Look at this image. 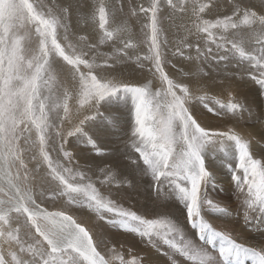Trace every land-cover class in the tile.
I'll list each match as a JSON object with an SVG mask.
<instances>
[{
    "label": "snow or ice",
    "instance_id": "obj_1",
    "mask_svg": "<svg viewBox=\"0 0 264 264\" xmlns=\"http://www.w3.org/2000/svg\"><path fill=\"white\" fill-rule=\"evenodd\" d=\"M163 3L173 15L191 16L186 36L172 53L193 62L196 69L183 72L189 77L184 82L175 81L165 70L163 48L168 40L161 39L162 0L131 10L132 15L146 17L140 41L146 52L135 56H129L128 49L138 45L126 24L113 27L117 9L106 0H96L88 6L91 11L80 16L98 29L94 42L83 36L73 38L70 18L83 8L81 4L0 0V264H153L150 256L131 254V249V258L126 259L124 252L67 211L43 207L33 186V171L41 169L55 185L51 199L66 197L70 205L95 214L104 225L139 238L148 251L166 257L165 264H180L179 258L190 264H264V247L238 242L231 233L213 227L204 215L205 210L228 214L227 208L207 195L208 185L215 182L208 157L218 152L231 157L228 167L244 220L259 217L264 222V159L255 158L251 142L236 131H219L207 122L209 116L239 115L245 105L235 97L223 102L204 87L200 94L192 90L200 83L196 77H209L198 61L214 64L218 74L231 72L224 80L246 73L264 89V0H259L258 8L234 0L231 15L215 20L204 19L214 0ZM188 36L195 37V42H186ZM117 41L120 47L113 55L101 58L100 45ZM125 60L147 67L152 79L132 83L121 78L116 65ZM233 61L235 67L230 68ZM153 80L159 81L155 91ZM217 87L223 88L224 81ZM117 99L131 105L126 122L107 108ZM194 101L202 106L199 116L193 114ZM98 119L102 120L99 125ZM118 132L126 136L123 149L113 150L127 157L122 180L117 179L100 142L101 136ZM76 152H92L93 157L82 158L103 161L105 167L96 166L104 176L101 184L114 183L119 189L122 183L131 186L127 176L150 177L158 200L182 205L184 225L170 214L150 219L106 198L80 169ZM28 160L35 161L34 169ZM185 227L200 243L186 239Z\"/></svg>",
    "mask_w": 264,
    "mask_h": 264
},
{
    "label": "rangeland",
    "instance_id": "obj_2",
    "mask_svg": "<svg viewBox=\"0 0 264 264\" xmlns=\"http://www.w3.org/2000/svg\"><path fill=\"white\" fill-rule=\"evenodd\" d=\"M56 1L57 0H51V2L57 4ZM45 2L48 3L49 0H45ZM113 2H115L118 6L123 5V9L122 11H120L119 17L124 11V15L128 19L129 23H131V25L133 24V26L136 27V30L139 32L138 34H136L138 43H134L135 37L131 36V39L134 44L138 45V47L142 46V49L144 48L143 52L141 53L140 51L138 54H144L146 52V47L143 44H140V41L143 38L142 27L146 22V17H144L142 14L132 15L129 13H131L132 9L138 10V6L141 4L147 6L150 3V0H108V5H111ZM202 2H206V0H202ZM233 2L234 0H214V4H220V6L218 7H221V9H223L225 12L215 15L212 18L209 16V12H206L204 14V19L215 20L219 17L231 15ZM79 4L83 5V8L80 9L83 13H85L91 11L88 6L95 5L96 0H80ZM61 5H63V3ZM251 5H256L258 8L259 0H242V6ZM161 19L163 22L162 27L164 29V32L162 33L163 37H161V39L166 37L168 40V44L163 48L166 54L165 70L168 72V74L169 70L175 71V75H170V77L175 81H178L179 78H183V70L187 72L189 71L190 67H192L193 71L196 70L195 67H193V62H189L179 56L171 54L173 53L174 47L178 44V42L180 40H183L186 36V34L174 35L175 31L179 27H182L184 31L185 27H190L191 16L190 13H186L184 15H180L178 13L174 15L171 14V10L167 8L166 4H164L162 0ZM82 25L86 26V23L83 20ZM72 28L80 27L73 26ZM245 32H247V30H245ZM76 33V37H87L88 41L90 42V35L87 31L83 29H76ZM227 35L229 36V38H233L232 33H228ZM171 37H173L174 41V44L172 46H170L169 42ZM93 38L96 40L98 39V29H96V34ZM195 40V37L188 36L186 42L191 43L192 41V43H194ZM199 42L203 47V37L200 38ZM119 47L120 44L118 43V41L116 43L108 42L104 45H100L99 51L103 50V53H101V55L103 57H106L107 54L115 51V49ZM138 47L134 49L140 50ZM187 54H189V52H187L186 55ZM191 54L195 55V51L191 50ZM127 61L129 60H125L124 63H126ZM130 61L131 63H135L133 60ZM195 63L199 64V66L203 68V71L205 72L204 62L198 61ZM174 65L175 67H173ZM206 65H208V67H210L211 65V67H213L216 71V73L212 74V78H208L211 81V85L218 86L223 80L224 87H216L218 90L213 89L215 91L214 92L213 90H211V88H209V86H203L204 84L202 83H205V79L203 77H196L195 79L200 81V83H196L192 86L194 87L193 91L197 94H200L199 89L201 87H204V90L207 91L210 96H215L223 102H228L232 97H235L237 101L245 105V110L239 115L234 116L231 113H224L219 116H209L208 123L212 124L215 129L219 131H228L229 129L236 131L239 135H241L242 138L247 139L251 142L254 157L258 159H264V89H260L257 84H255L248 78L246 73L242 75L237 74L235 79L229 78L227 80H224L225 75L231 77L232 73L227 72L218 74V70L214 64L207 62ZM234 67L235 62L233 61L230 64V68ZM131 71V73L127 74L126 78H123L128 82L145 83L147 82L146 78L148 79L150 77L149 79H152V73L149 72L146 67L141 70V68L136 66L132 68ZM187 80L188 77L186 78V81ZM153 86V90H157L159 87V81L153 80ZM122 101L126 100H114L115 108L114 110H112V113L119 117L121 121L126 122L129 120V111L131 105L129 103L126 109H121L120 106ZM193 104H196L197 107L193 114L196 116L201 115L199 109L202 106H200L195 101L193 102ZM108 107L111 108L109 104ZM115 109L117 110L115 111ZM103 112L104 109L102 108V113ZM103 114L105 116L108 115L107 112H104ZM101 123L102 120L98 119L96 121L97 125ZM124 140H126V136L123 132L100 137V142H102L107 149V158L111 160L114 170L118 173V180H122L125 178L124 176H121L120 173H127V169L124 167L127 161V157L123 156L121 153H116L113 150L116 148L123 149ZM74 155L79 161L80 169L87 172V174L95 182L96 187L106 198L114 199L118 204L123 205L125 208H130L133 211H137L138 214L146 215V217L150 219L157 218L159 214H170L172 218H178L182 226L184 225L185 218L181 212L182 205H180L179 202L175 200H158L156 198V193L152 188L150 177L143 176L139 173L127 176V179L132 180L131 186L122 183L120 188L117 189L114 183L101 184L104 176L96 166L99 165L100 167H105L102 160H86L82 158L85 156L91 158L94 156V153L76 152L74 153ZM230 159V156L226 157L225 155H222L218 152L208 157L209 163L212 169L215 171V182L208 185L207 195L221 207L227 208L228 214L223 215L213 211L205 210V218L217 230L231 233L233 237L238 240V242L245 243L248 246L262 248L264 247V222H261L259 217H257L255 220H252L251 222H246L244 220L241 201L240 199H238V192L234 182L231 180V173L228 167ZM27 162L29 164V168L34 169L35 161L28 160ZM72 166L75 168L76 164H73ZM89 169H91V171H89ZM43 172V169H41L39 173L33 171V176L35 177V179L33 180L34 190L36 192L38 202L42 203L43 207L48 208L49 211H67L69 214L73 215L74 218L78 220V222H83L85 226L89 227L94 233L103 235L105 239L110 241V243L117 248L118 251L124 252L126 259L131 258L128 252V249H131V254L139 253L142 256H150L153 264H165L166 257L158 253L156 250L148 251V246L144 242L140 241L139 238H133L131 234L127 233L122 234L118 230L104 225L103 222L95 216V214L89 213L86 209H80L73 205H70L67 202L66 197H57L55 200L51 199V189L55 188V185L44 178ZM184 232L187 240H192L196 243H200L198 241V238L194 236L193 231L190 230V228L185 227ZM258 243L262 244L261 247L256 246V244ZM166 250V248L161 249V251ZM209 250H211L210 246ZM213 255H215L214 252ZM179 259L180 264H190V262L186 261L184 258ZM247 264H251V261H248Z\"/></svg>",
    "mask_w": 264,
    "mask_h": 264
},
{
    "label": "bare ground",
    "instance_id": "obj_3",
    "mask_svg": "<svg viewBox=\"0 0 264 264\" xmlns=\"http://www.w3.org/2000/svg\"><path fill=\"white\" fill-rule=\"evenodd\" d=\"M48 1V0H47ZM54 1V0H53ZM57 2V4H59V5H61L62 3H64L65 2V0H57L56 1ZM79 2H80V0H72V3H73V5H76V4H79ZM91 2H93V1H91ZM107 3H108V0H107ZM109 6H110V8H113V9H117V11H116V16H115V20H114V22H113V27H115V26H117L118 24H121V23H123V24H126V26H127V28H128V33H130L131 34V36H133V37H135V41H134V43H138V40H137V36H136V34H138L139 32L136 30V27H134L133 26V24L131 25V23H129V21H128V19L125 17V15H124V11L121 13V16L119 17V14H120V11L121 10H119V6L115 3V2H113L111 5L109 4ZM218 6H220V4H214V7L210 10V11H208L209 12V16L212 18V17H214L215 15H218V14H222V12H225L223 9H221V7H218ZM85 13H83L82 11H81V9L80 8H78L74 13H73V15L71 16V18H70V25H71V32H72V34H73V38H77L75 35L77 34L76 33V29H83V30H85V31H87L88 33H89V35H90V42H94L96 39H94L93 37L95 36V34H96V26L95 25H92V24H90V23H86V26H83L82 25V20L80 19V16L81 15H84ZM129 14H132V13H129ZM168 20V19H167ZM162 24H163V22H162ZM185 24V23H184ZM73 26H75V27H80V28H72ZM128 33H126L125 34V38H127V36H128ZM186 33H185V31L182 29V27H179L176 31H175V34L174 35H185ZM217 35H219V32L217 33ZM163 37V36H162ZM177 37V36H176ZM175 39V38H174ZM190 41V40H189ZM169 42H170V46H172L173 44H174V41H173V37H171V39L169 40ZM119 43V42H118ZM191 43H192V41H191ZM104 45V44H103ZM137 48V47H136ZM140 50H138V49H134V48H132V49H128V54H129V56H135V55H137L140 51H141V53L143 52V50H144V48L142 49V46L141 47H138ZM138 50V51H137ZM170 50V49H169ZM100 53H103V50L102 51H99ZM185 52L187 53V52H189L188 50H185ZM113 53H114V51H112V52H110L109 54H107L106 55V57L107 56H111V55H113ZM172 54V53H171ZM101 58H103V56L101 55ZM204 64H205V72L206 73H209V77L208 78H212V74H214V73H216V71H215V69L213 68V67H211V65H210V67H208V65H206L207 64V62H204ZM137 65L135 64V63H131V61L129 60V61H127L126 63H124V62H122V63H119V64H117L116 65V68H117V72H118V74H120L121 75V78H126L127 77V74L128 73H131L132 71H131V69L132 68H134V67H136ZM147 68V67H146ZM138 69V68H137ZM144 69V68H143ZM210 69H211V71H210ZM142 70V69H141ZM140 71V70H139ZM135 72V71H134ZM183 72H186V71H182V75H183ZM141 73V72H140ZM147 73H149V72H147ZM136 75V74H135ZM143 75V74H142ZM147 75V74H146ZM169 75H171V76H174L175 75V71H171V70H169ZM129 76V75H128ZM144 76V75H143ZM137 77V76H136ZM140 77V76H139ZM150 78V77H149ZM148 78V79H149ZM186 78L187 77H185L184 75H183V78H179V80L177 81V82H182V81H186ZM208 78H204L205 79V83H202V84H204L203 86L204 87H207V86H210L209 88H211V90H218L216 87V85H214V86H212L211 85V81L208 79ZM147 78H146V80H148ZM188 79H189V77H188ZM208 79V80H207ZM193 88L194 87H192V90H193ZM208 88V89H209ZM213 90V91H214ZM215 92V91H214ZM129 104V102L128 101H122L121 102V109H126V107H128L127 105ZM109 106L111 107V108H109L108 107V105H107V108H109V109H111V111L112 110H114V108H115V105H114V101H112L111 102V105L109 104ZM196 109H197V107H196ZM117 109H115V111H116ZM101 111H102V109H101ZM197 112H198V110H197ZM99 120H101V119H99ZM207 122H209V120L207 119ZM261 245L262 244H260V243H258V244H256V246H258V247H261Z\"/></svg>",
    "mask_w": 264,
    "mask_h": 264
}]
</instances>
